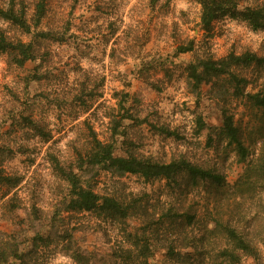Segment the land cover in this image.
Returning <instances> with one entry per match:
<instances>
[{
    "label": "rangeland",
    "instance_id": "rangeland-1",
    "mask_svg": "<svg viewBox=\"0 0 264 264\" xmlns=\"http://www.w3.org/2000/svg\"><path fill=\"white\" fill-rule=\"evenodd\" d=\"M0 0L23 11L25 30L0 16L8 41L31 46L22 65L0 53V252L6 264H264V114L226 82L191 88L186 68L211 54L264 55V30L223 18L210 32L194 0ZM241 6H264L242 0ZM179 46L187 48L181 52ZM246 91L264 95V73L238 68ZM229 108L248 151L220 135ZM118 156L185 158L223 185L145 180L98 166L79 168L91 136ZM57 165L98 194L133 204L111 219L68 208ZM239 183V187L237 186ZM189 218H188V217ZM179 218V221H177ZM181 220V221H180ZM250 248L225 259L224 226Z\"/></svg>",
    "mask_w": 264,
    "mask_h": 264
},
{
    "label": "trees",
    "instance_id": "trees-1",
    "mask_svg": "<svg viewBox=\"0 0 264 264\" xmlns=\"http://www.w3.org/2000/svg\"><path fill=\"white\" fill-rule=\"evenodd\" d=\"M201 6L200 23L205 32H210L216 21L223 18H231L246 22L252 30H264V6H241L242 0H194ZM45 14V0H41L36 6V23ZM0 16L17 26L28 30L29 23L23 11L17 12L11 6L8 10L0 8ZM181 52L187 48L179 46ZM13 53L14 59L19 65L33 56L31 46L21 42L17 44L7 40L0 33V53ZM256 68L264 73V55L260 56L252 51L240 53L229 52L226 55L215 58L207 54L189 64L186 68L189 84L193 91L200 93L202 88L211 84L215 87L220 82H226L232 89L230 95L234 98L247 99L252 107L260 109L264 114V95L258 92H247L245 89L249 80L241 75L238 68ZM222 125L220 135L228 146H231L240 162L246 161L248 151L244 145L240 129L235 125L234 115L229 108L221 109ZM91 136L84 148L83 155H79V168L98 166L102 170L115 173L137 174L145 180L161 179L169 184L180 186H198L199 184H211L222 186L223 176L211 168H203L185 158L172 159L170 161H156L150 157H137L134 155L118 156L113 152V145L104 143ZM59 173L68 184V208L78 212H91L103 215L111 219L128 217L129 209L134 207L118 198L110 195H102L81 184L79 176L72 170H65L57 165ZM257 169L264 177V151L258 156ZM239 187V183H237ZM188 217V216H187ZM189 218V217H188ZM179 221V218L178 220ZM181 221V220H180ZM224 236L228 240L230 248L221 255L225 259H239L238 253L247 254L250 246L242 234L231 226H224ZM0 252V264H6Z\"/></svg>",
    "mask_w": 264,
    "mask_h": 264
}]
</instances>
